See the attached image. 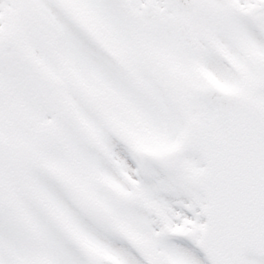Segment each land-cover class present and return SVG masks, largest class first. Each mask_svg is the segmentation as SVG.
<instances>
[{
	"label": "snow or ice",
	"instance_id": "obj_1",
	"mask_svg": "<svg viewBox=\"0 0 264 264\" xmlns=\"http://www.w3.org/2000/svg\"><path fill=\"white\" fill-rule=\"evenodd\" d=\"M0 264H264V0H0Z\"/></svg>",
	"mask_w": 264,
	"mask_h": 264
}]
</instances>
